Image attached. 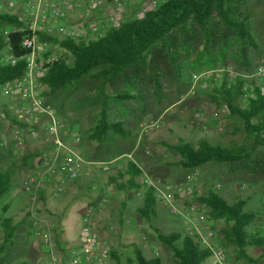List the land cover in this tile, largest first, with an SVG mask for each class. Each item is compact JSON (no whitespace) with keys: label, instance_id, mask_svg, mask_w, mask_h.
Wrapping results in <instances>:
<instances>
[{"label":"rangeland","instance_id":"1","mask_svg":"<svg viewBox=\"0 0 264 264\" xmlns=\"http://www.w3.org/2000/svg\"><path fill=\"white\" fill-rule=\"evenodd\" d=\"M120 1L124 3L121 19L127 18L129 11L140 5L139 0ZM241 1L240 17L246 21L255 42V47L246 51L249 66L240 65L236 59L239 47L232 30L223 27L219 18L214 17L208 26L210 44L206 49L201 30L188 23L157 43L146 54L144 64L126 69L114 80L105 82L82 77L71 87L46 97L47 105L67 131L79 134L80 141L72 147L83 157L100 166L121 155H131L143 171L133 178L140 185L133 189L127 186L131 180L125 174L126 158H123L125 164L121 172L124 174L123 189L109 180L110 176L116 175L101 171H97L96 177H86L83 172L75 180H82V183H76L71 190L66 187L65 194L56 199L49 196L50 185H46L34 210L39 221L46 220L39 223L42 229L51 226L59 244L80 249L82 228L88 222L86 217H90L97 234V250L108 255L105 264H123L122 255L131 253L133 246L147 258L159 257L161 264H175L171 248L162 243L158 235L179 233L197 242L185 219L194 207L193 221L203 218V224L213 229L215 244L224 250L227 264H264L262 249H247L248 257L255 261L251 263L241 257L235 247L227 246L220 233L224 222L212 220L208 209L196 199L213 191L228 204L242 200L244 211L255 215L246 230L264 231V146L254 148L242 120L232 116L223 102L213 101L209 96L214 87L212 83L221 82L218 73L222 69H229L248 80L254 79L258 68L264 69V0ZM98 10L74 24L84 31L97 19L98 12V21L105 19L112 12L113 4L104 0ZM68 28L73 26L68 24ZM193 74L205 76L194 82ZM255 81L264 83V78ZM116 92L130 93L135 98L116 101ZM7 100L0 94V171L13 167L17 185L7 194L6 203L9 205L7 215L18 223V229L10 253L2 264H50L52 255L47 246L26 224L31 216L23 188L26 177L39 163V156L46 151V145L43 135L36 139L27 135L21 139L16 135L12 117L8 113L11 117L8 118L4 112ZM103 108L107 119L122 121L133 135L126 139L109 132L108 140L102 144L85 140L84 131L96 124ZM258 120L264 122V114ZM149 123H157L158 128L143 132L141 125ZM178 139L195 147L203 139L225 147H243L248 156L231 164L208 162L186 170L171 165L179 156L168 146ZM35 153L38 155L30 165L26 159ZM146 177L158 187L169 185L172 188L170 199L178 214L171 213L170 206L156 198L155 216L149 219L140 216L138 209L143 205L146 189L142 183ZM71 183L68 181L69 185ZM178 187L181 191L176 192L174 189ZM111 250L120 255L119 262L109 255ZM57 258L60 260V256ZM205 264H212V259L206 260Z\"/></svg>","mask_w":264,"mask_h":264},{"label":"trees","instance_id":"2","mask_svg":"<svg viewBox=\"0 0 264 264\" xmlns=\"http://www.w3.org/2000/svg\"><path fill=\"white\" fill-rule=\"evenodd\" d=\"M146 0H139L141 5ZM241 0H162L156 8L147 11L139 18L125 20L118 28L108 29L104 35L95 40H71L69 38L56 39L47 37L49 41L58 44L64 51L62 55L48 66V70L41 82L47 91L42 94L50 97L55 92L71 87L74 82L82 77L93 80L111 81L122 74L126 69L145 63L146 54L159 42H163L167 35L174 30L185 27L188 23L198 26L204 35V48L210 44L209 23L214 17H218L222 26L229 28L234 33L238 44L239 53L236 59L240 65L249 66L247 49L254 48L255 42L250 35L246 21L240 17ZM139 6V5H138ZM13 18L0 16V20ZM24 33L11 34L8 39L0 37V87L8 81L20 78L25 69L24 57L28 50L22 46ZM9 44L10 54L20 60L15 65L3 64L2 50ZM71 59V60H70ZM182 76V73L180 72ZM221 82H213L212 92L209 94L213 101L223 102L232 116H237L243 122L244 130L252 137L253 147L264 146V122L258 117L264 114V83H257L254 79L248 80L236 77L228 81L224 76ZM116 101L135 98L130 93L116 92ZM11 118L7 111H4ZM14 122V120L11 118ZM116 136L130 138L133 132L122 121L107 119L103 108L96 124L84 131L87 141L102 144L108 140V133ZM179 156V159L171 165L190 170L208 162L228 163L239 161L248 156L243 147H225L220 144H211L206 140H200L195 147L192 143L178 139L174 145L168 146ZM35 153L26 159L30 165L33 163ZM142 171L131 160L128 161L125 174L131 181L127 186L130 189L139 188L140 185L133 181L134 177L141 175ZM110 176L111 183H117V187L124 188L122 183L124 174L118 172ZM17 185L13 167L0 171V264L4 262L10 253V247L14 241L18 223L7 215L9 205L6 197L9 191ZM146 189L142 207L138 209L141 217L149 219L155 216L154 206L156 197L153 188ZM197 201L208 209V215L212 220H221L225 226L220 230L222 239L227 246H233L238 254L254 263L247 255L248 248L264 250V231L250 232L246 227L255 217L253 212L244 211V201L237 200L228 204L213 191L206 195L198 196ZM25 222V221H24ZM29 226L30 222H26ZM159 240L169 246L175 264H205L211 257L209 249L201 247L190 236H182L179 233L168 235L159 234ZM58 243V240H56ZM117 262L120 255L114 251L108 252ZM123 264H161L159 257L147 258L139 248L133 246L132 252L122 255ZM17 264H26L20 262Z\"/></svg>","mask_w":264,"mask_h":264},{"label":"built area","instance_id":"3","mask_svg":"<svg viewBox=\"0 0 264 264\" xmlns=\"http://www.w3.org/2000/svg\"><path fill=\"white\" fill-rule=\"evenodd\" d=\"M113 10L105 19H97L88 25L84 31L76 26V21L96 12V9L104 5V0H0V16L13 18L0 20V37L8 39L11 34L22 32L24 39L22 46L28 50L24 57L25 69L20 78L5 82L0 87V94L7 97V103L3 108L10 114L16 125V135L23 138L25 135L36 139L43 135L45 152L39 156V163L26 177L23 183L25 194L28 197L30 213V231L47 246L52 261L50 264H105L108 258L106 253L97 250V234L92 227L90 217L82 228L80 249L69 244H59L53 237L51 226L43 230L40 221L36 217L34 205L44 192V187L50 185V197L59 198L66 192L68 181H75L84 172L86 176H98L97 171L105 174H116L124 170L123 158L127 161L131 155H121L97 166L78 153L72 146L80 141L79 134H71L67 131L63 122L59 121L46 103V96L42 94L46 86L41 82L48 66L56 61L63 53V49L49 41L47 37L56 39L69 38L71 40L88 41L95 40L104 35L110 28H118L125 20L139 18L147 11L157 7L162 0H149L142 3L121 19V10L124 6L120 0H110ZM99 11V10H98ZM68 24L73 26L68 28ZM3 64L15 65L20 59L10 54L7 43L2 50ZM205 74H193L194 82L201 80ZM227 76L228 81L238 77L229 69H222L218 73L219 78ZM259 80L264 78V69L261 67L254 73ZM255 79V80H257ZM158 128L157 123L141 125L143 132H149ZM42 133V134H41ZM144 184L147 188H153L155 197L164 204L170 206V212L178 214L176 207L170 199L169 185L158 187L150 178L146 177ZM176 192L181 191L178 187ZM192 207L185 216L186 224L192 228L198 244L211 251L212 264H227L225 252L215 244V232L211 227L203 224V218H194ZM56 255V257H55ZM57 256H60L58 260ZM60 261V262H57Z\"/></svg>","mask_w":264,"mask_h":264},{"label":"crops","instance_id":"4","mask_svg":"<svg viewBox=\"0 0 264 264\" xmlns=\"http://www.w3.org/2000/svg\"><path fill=\"white\" fill-rule=\"evenodd\" d=\"M134 163L138 166V164H137L135 161H134ZM138 167H139V166H138ZM139 168H140V167H139ZM140 169H141V168H140ZM141 170H142V169H141ZM142 172H143V171H142ZM112 175H114V174H112ZM86 177H88V176H86ZM71 182H72V183H71L70 185L68 184V182H66V183H67L66 186L68 187V190L74 189V188H72V187H73L76 183H77V184H81V183H82V180L79 181V182H78V181H76V182H75V181H71ZM49 196H50V195H49ZM52 199H54V198H52ZM41 222H42V223H43V222H46V220H44V218H43V219L40 220V223H41Z\"/></svg>","mask_w":264,"mask_h":264}]
</instances>
